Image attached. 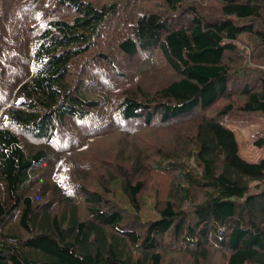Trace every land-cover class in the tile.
<instances>
[{
    "label": "trees",
    "instance_id": "1",
    "mask_svg": "<svg viewBox=\"0 0 264 264\" xmlns=\"http://www.w3.org/2000/svg\"><path fill=\"white\" fill-rule=\"evenodd\" d=\"M242 112L264 115V0H0V264H264Z\"/></svg>",
    "mask_w": 264,
    "mask_h": 264
},
{
    "label": "rangeland",
    "instance_id": "2",
    "mask_svg": "<svg viewBox=\"0 0 264 264\" xmlns=\"http://www.w3.org/2000/svg\"><path fill=\"white\" fill-rule=\"evenodd\" d=\"M190 2H197L199 0H189ZM208 0H205V3ZM222 122L231 125V129L235 131L240 142V153L246 158L249 162H260L264 159V147L258 148L255 146V142L258 139L264 138V115L260 114H250V113H236L231 114L222 119ZM160 127L159 131L149 129V134H146L145 137L151 135L152 138H161L164 134L166 138L168 136L171 137L172 130ZM157 132V133H155ZM167 133V134H166ZM118 136H123L121 131L117 132ZM106 142L104 146L99 148L98 150L105 155L112 162H122L119 157L120 148L116 147L117 145V137L109 135L107 138L102 139ZM151 145L150 143H147ZM124 145V144H123ZM244 145V146H243ZM156 145H151L150 148L154 149ZM99 147V146H98ZM96 157H94L95 159ZM94 159L90 162L95 164ZM114 167L113 164H111ZM143 180L145 183L144 192L142 194L143 208L146 207L145 211L142 213V220L152 219L156 217V212L154 211V206L156 202L161 201L164 202L167 199L170 186L174 182L173 177L169 175H164L158 172L152 173L147 176V173L144 174ZM118 191V195L120 198H123L122 193L118 185L115 186ZM124 201L125 199H118V201ZM128 205V204H125ZM131 214H127V218ZM132 224H135L133 222Z\"/></svg>",
    "mask_w": 264,
    "mask_h": 264
},
{
    "label": "crops",
    "instance_id": "3",
    "mask_svg": "<svg viewBox=\"0 0 264 264\" xmlns=\"http://www.w3.org/2000/svg\"><path fill=\"white\" fill-rule=\"evenodd\" d=\"M230 127H231V125H229ZM234 131V130H233ZM235 132V131H234ZM235 135H236V139H237V142H238V144H239V142H240V140H239V138H238V136H237V134L235 133ZM244 146V145H243ZM239 149H240V145H239ZM241 154V153H240ZM242 156V155H241ZM243 157V156H242ZM244 158V157H243ZM245 160H247L246 158H244ZM248 161V160H247Z\"/></svg>",
    "mask_w": 264,
    "mask_h": 264
}]
</instances>
